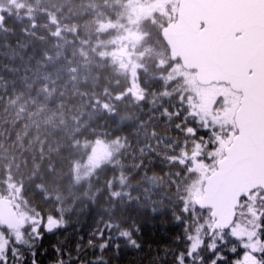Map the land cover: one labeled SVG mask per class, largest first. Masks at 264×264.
<instances>
[{"label": "trees", "instance_id": "obj_1", "mask_svg": "<svg viewBox=\"0 0 264 264\" xmlns=\"http://www.w3.org/2000/svg\"><path fill=\"white\" fill-rule=\"evenodd\" d=\"M0 7V195L14 197L8 189L14 184L19 213L59 214L68 225L45 236L41 264H52L55 240L109 224L139 225L146 233L139 239L170 241L179 229L171 227L169 213L153 218L151 211L170 207L178 195L177 112L197 103L160 38L174 14L155 17L156 23L148 16L135 26L133 0H24L19 6L0 0ZM137 29L146 37L121 63L112 52L125 30ZM95 142L115 144L116 151L82 174ZM148 255L115 259L109 251L105 258L150 264Z\"/></svg>", "mask_w": 264, "mask_h": 264}, {"label": "snow or ice", "instance_id": "obj_2", "mask_svg": "<svg viewBox=\"0 0 264 264\" xmlns=\"http://www.w3.org/2000/svg\"><path fill=\"white\" fill-rule=\"evenodd\" d=\"M192 27L205 40L220 31L212 15ZM216 83L221 90L211 112L191 105L177 112L178 195L170 207L151 211L153 218L169 213L171 227L179 229L170 241L139 239L146 235L139 225L109 224L55 240L52 264H108L109 251L115 259L146 252L150 264H264V56L241 59ZM160 226L167 230L165 221ZM67 227L59 214L0 224V264H40L45 236Z\"/></svg>", "mask_w": 264, "mask_h": 264}, {"label": "water", "instance_id": "obj_3", "mask_svg": "<svg viewBox=\"0 0 264 264\" xmlns=\"http://www.w3.org/2000/svg\"><path fill=\"white\" fill-rule=\"evenodd\" d=\"M212 15L219 26L213 40H205L192 27L194 21ZM171 62L195 72L200 86L218 85L227 68L241 59L264 56V0H179L175 21L160 32ZM0 223L18 226L11 201L0 199Z\"/></svg>", "mask_w": 264, "mask_h": 264}, {"label": "rangeland", "instance_id": "obj_4", "mask_svg": "<svg viewBox=\"0 0 264 264\" xmlns=\"http://www.w3.org/2000/svg\"><path fill=\"white\" fill-rule=\"evenodd\" d=\"M137 3V13L133 14V25L136 26L137 21L139 22L140 19L152 16L153 17V23H156L157 21L154 18L155 17H162L164 15V18L162 20H165L168 18L169 14H174L176 11L177 3L179 0H133ZM24 0H11V4L13 6H19L22 5ZM5 12V9L0 7V16L1 13ZM156 14V15H154ZM172 18L171 20H173ZM170 20V21H171ZM126 36L121 39V42L116 45V49L112 52V55L114 57H117L120 59V62L128 61V54L129 50L132 47V44L134 45L138 40L141 41V39H144L146 37V34L140 33V31L130 30L124 31ZM127 32V33H126ZM125 65V64H124ZM175 73H177L185 82H190L194 89L191 91L192 97H196V106L194 107L196 110H204L211 112L212 110V104L215 102L216 96L220 92L219 86H209V87H200L198 86L194 81L193 73L190 72H184L177 67H174ZM130 92L132 94H135L138 92L136 82L133 81L131 85ZM117 146L112 143H103V142H95L91 145L89 149L88 156L85 160V162L82 164L80 171L82 174H90L95 169L101 167L105 163H107L110 159V156H112L114 150L116 151ZM9 192H15V196L12 199H16L18 197V189L15 185L9 184L8 185ZM35 216L30 215H21V224H23L25 221H30ZM36 218V217H35Z\"/></svg>", "mask_w": 264, "mask_h": 264}, {"label": "flooded vegetation", "instance_id": "obj_5", "mask_svg": "<svg viewBox=\"0 0 264 264\" xmlns=\"http://www.w3.org/2000/svg\"><path fill=\"white\" fill-rule=\"evenodd\" d=\"M42 257H43V255H38V260L40 261V264L42 262Z\"/></svg>", "mask_w": 264, "mask_h": 264}, {"label": "bare ground", "instance_id": "obj_6", "mask_svg": "<svg viewBox=\"0 0 264 264\" xmlns=\"http://www.w3.org/2000/svg\"><path fill=\"white\" fill-rule=\"evenodd\" d=\"M19 193V192H18Z\"/></svg>", "mask_w": 264, "mask_h": 264}]
</instances>
